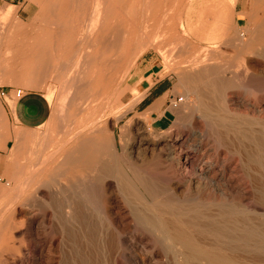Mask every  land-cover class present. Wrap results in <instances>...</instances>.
<instances>
[{
    "label": "bare ground",
    "instance_id": "bare-ground-1",
    "mask_svg": "<svg viewBox=\"0 0 264 264\" xmlns=\"http://www.w3.org/2000/svg\"><path fill=\"white\" fill-rule=\"evenodd\" d=\"M138 2L44 0L39 34L58 37L57 74L71 96L59 97L67 112L49 138L13 135L0 264H264V84L211 53L212 62L188 61L181 80L199 105L184 103L176 133L155 140L135 121L120 126L124 62L154 46L150 26L168 21L155 15L158 4ZM253 3V39L233 45L264 61V0ZM51 39L21 43L6 75L43 86L57 51Z\"/></svg>",
    "mask_w": 264,
    "mask_h": 264
},
{
    "label": "rangeland",
    "instance_id": "rangeland-1",
    "mask_svg": "<svg viewBox=\"0 0 264 264\" xmlns=\"http://www.w3.org/2000/svg\"><path fill=\"white\" fill-rule=\"evenodd\" d=\"M132 1L133 0H127V3L130 4V2ZM140 1L141 2H138V7L140 9H143L145 7L147 8V5H149L146 2H149L151 0H147V1L140 0ZM152 1H151L152 3L149 2L152 6L151 7L152 10H153V6L158 4L154 7V9L156 8L154 10L156 11L155 15H159L160 13L161 15H166V18L168 21H167V24L165 23L164 25H158L154 28H152V25L150 26V32H149L150 34L148 38L150 37V39H154L155 42H153L154 46L152 45L149 46V48L145 52L150 51L152 53H155L160 59H162L165 62L166 70H168V72L172 73L174 76V80H175L174 98H176V96H179V97L182 96L184 98V101L180 103L179 106L177 107L172 106L173 110H175L177 114V117L172 122L171 126L164 130L158 131L152 128L147 123L144 115L142 114H137L135 116L128 115L127 105H126V95H125V93L129 89L127 85L128 77H129L131 70L136 65L138 58L142 55L141 54L140 56H138L137 53L133 52L129 54L127 60L125 61L126 63L124 62V68H125L124 69L125 71L124 87L125 89H124V96H123V101H122V104L123 103L124 104L121 105L122 107L120 111L123 114V119L120 122V126H124L128 121H131V120L135 121L136 122L135 127H137V129L140 128L139 130L142 129L141 131H144V130L149 131L148 133L151 135L149 136L151 138L153 137V139L155 140L166 139L167 136L176 133L181 127V124H179L177 120L180 119L179 118L180 116H182V113H183L182 107L184 106V103L187 102L193 110L195 109L197 110L198 105H199L198 97L193 92H189V95H188L189 99H187L186 97L187 89L181 80L183 74H185V72L187 73L188 70L190 69L189 68L190 62H188L190 60H194L193 61L194 65L196 64L200 65V64L212 62L214 60L222 64L226 62L225 64L229 63L235 69L237 68L247 73V75L244 74L246 75L245 77L254 75L256 79L258 80V83L261 84V82H263L262 84H264V61L261 60L262 61L261 62L259 58H258L259 60H257L256 57L254 56L255 57L254 58L253 54H251L250 52L242 51L240 48L237 49V47L233 45V42H235L236 40L237 41L241 40V42L245 41L247 43H250L253 39L254 31L256 29L255 12H254L255 6L253 7L254 0H240L241 3L238 5V7H237V2L239 0H171V3L169 2L170 0H159V2L158 0H152ZM8 3H12L13 6L9 5ZM43 4H44V0H0V38H1L0 44H2V46L0 45V59L2 58V60H0V94L3 89L9 88V87H12L15 89L21 88L25 90L26 92L40 93L42 100H45L48 103V111H49V117L43 124L39 126H28V125H23L19 123L11 124L9 120L7 119L5 109L3 107V102L0 99V108H1L0 109V141L3 140L5 137L9 139L13 138L14 133L18 131L20 132L25 131L24 133L28 132V134L30 135L32 134V136L36 135L35 137H39L37 135H40V137L44 136L43 139H46L45 138V133H46V135L48 136L46 137L49 138L47 131L57 126V125L55 126V123L57 122L56 120H58L61 117V119H59L60 121L58 120L61 123L62 122L61 120L63 119V117L62 116L59 117V115H61L62 110H65V108L61 106L62 102L60 103L59 97L61 96V94L62 95L64 94L63 92H66V91L68 92V90L64 88L62 84V82L64 81V77L62 76L58 77L59 75L57 74L61 71L60 70L61 65L64 60L63 56H61L62 55L61 51H59L57 47L59 45L58 43L60 42L58 41L59 39L57 36L56 37L58 39L57 40L58 43H56L57 41H55L56 37L52 36L54 39H51V37H49L52 41L54 40L57 51L56 50L54 51V56L52 54V67L53 68H51L50 74L53 75V77L50 75V77L48 76L47 78H40L39 80L42 79L41 81L38 80L41 83L43 82L42 84L43 86L34 88L30 84V81L26 79V77H23L24 80L19 81V79H22V78H18L15 80L14 77H12L13 78L12 79L11 77H8V75H6L7 71L8 73L9 72L11 73V70L8 68V65L10 62L8 60L13 58L18 53L17 51L21 49L23 50V48L21 47L23 46L22 44H25L28 41L26 45L29 44L30 46V44L37 42L36 40L42 42L46 39H49L47 37L45 39V36H49V35H46L45 32H43L42 34L40 31V34H39V30H40L39 28L40 26H43L42 24H44V20H45V19L43 20L42 18H41L42 20L38 19L41 16L40 11H42L41 7L42 8L44 7L42 6ZM191 4H192L191 8H193V5L196 6L195 10H192V11L188 10L189 5L191 6ZM1 9H2V12H1ZM3 10H4V13L5 11L10 12L11 15H7L4 17L6 13L3 14ZM239 11H241L242 13L239 14ZM37 22H40L38 24V27H36ZM32 24L34 25L33 27L35 29H33L32 27L34 32L31 33L32 30L30 31L29 28H31L30 26ZM152 29H154V31ZM151 30L153 32H151ZM26 45H24L25 48L29 47L28 45L27 46ZM54 48H55V45H54ZM26 50L27 51L29 50L28 51L29 55H31V53L32 55H34L35 53L30 48H27ZM170 51H172L173 54L172 53L169 54ZM56 52H58L60 55H57L58 53L56 54ZM211 53L214 55L213 57L214 60L212 58ZM166 55L168 56L167 58H166ZM40 56H43V55L40 53L39 57ZM135 56L137 57L135 58L136 60L134 59ZM196 57L199 58L198 59L199 62L201 60L203 61V57L204 59L207 57L209 59L211 58L212 60L210 59L211 61H209L206 58L204 62L201 61L202 63L201 62L195 63V61H198V60H195L197 59ZM2 61L3 62L5 61V63L2 64L3 63ZM6 63L8 65H6ZM1 65L3 66L5 65L6 67H3ZM38 67L41 68V66H38ZM66 67H67L66 70L67 71L69 70L67 73L70 74V72L71 73L74 72L75 67L73 64H67ZM243 67H244V70H243ZM54 75H56V77H54ZM244 75H243V78H241L242 82L244 79H246ZM8 80H12V82L10 83V81ZM246 87L245 89L248 90L250 89L251 86L249 87L248 85H246ZM49 94H51L50 98L52 102H49L48 100ZM13 96L14 97L12 100L7 98V101L10 104L15 103L18 99L14 95V92H13ZM67 96L69 98L71 94L63 95V97L65 98ZM65 98L63 100V103L65 102V104L63 105H66V109H67L68 106L66 102L68 101L67 100L65 101ZM62 99L63 98L61 97V100ZM59 104H61L60 105L61 107H58ZM56 108L57 110L62 108L60 109L61 112L59 113L60 110L57 111ZM55 111H56V114L58 112L57 114L58 117H54ZM64 112H67V111H64ZM64 112L62 113V115L64 114ZM59 122L57 123L58 125L60 124ZM54 129L56 130L57 128H54ZM10 130L14 131L13 134L10 132ZM4 131L6 132V134ZM53 131L54 130H52L51 132L49 131L48 133L51 135ZM117 133H118V129H117ZM16 141L17 140L13 138V141H11V146L8 149L7 153L4 156H0V161L3 163V165L0 166V183L2 184V185L0 184V188L9 186V183H10L9 176H10L12 159H13V150L17 144ZM23 142L25 144L29 143L27 141L26 142L20 141V143H23ZM24 149L27 150L26 148ZM26 154L27 153H25L24 155ZM22 158L23 157H21V159ZM23 160L24 158L21 161Z\"/></svg>",
    "mask_w": 264,
    "mask_h": 264
},
{
    "label": "crops",
    "instance_id": "crops-1",
    "mask_svg": "<svg viewBox=\"0 0 264 264\" xmlns=\"http://www.w3.org/2000/svg\"><path fill=\"white\" fill-rule=\"evenodd\" d=\"M240 3L239 0L237 7ZM191 7L192 4L189 5L188 10H195L196 6ZM240 13L242 12L239 11ZM127 85L129 89L125 95L128 115H144L147 123L158 131L171 126L177 117L171 105L174 98L175 80L173 74L166 70L165 62L162 59L150 51L142 54L129 74ZM6 90L8 91L7 95L0 94V99L11 124L39 126L47 120L49 117L48 103L42 100L40 93L24 91L21 98L10 104L7 98L13 99L14 88L9 87ZM50 95H48V100L52 102ZM10 132L13 134L14 131L10 130ZM3 140V144L0 141V156L7 153L13 138L5 137Z\"/></svg>",
    "mask_w": 264,
    "mask_h": 264
},
{
    "label": "built area",
    "instance_id": "built-area-1",
    "mask_svg": "<svg viewBox=\"0 0 264 264\" xmlns=\"http://www.w3.org/2000/svg\"><path fill=\"white\" fill-rule=\"evenodd\" d=\"M25 90L21 89V88H18V89H15L14 88V95L17 97V98H21L23 95H24V92ZM8 93V91L6 89H3L2 92H1V95L2 96H6ZM175 99V100H174ZM184 101V98L182 96H178L177 98H173V100L171 101V105L174 106V107H177L179 106L180 103H182Z\"/></svg>",
    "mask_w": 264,
    "mask_h": 264
}]
</instances>
